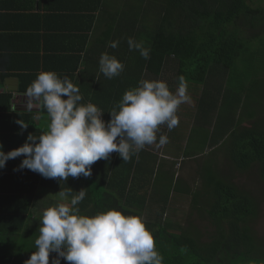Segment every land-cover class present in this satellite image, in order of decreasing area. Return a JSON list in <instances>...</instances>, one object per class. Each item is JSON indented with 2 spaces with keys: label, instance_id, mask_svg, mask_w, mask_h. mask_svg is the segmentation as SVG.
<instances>
[{
  "label": "trees",
  "instance_id": "trees-1",
  "mask_svg": "<svg viewBox=\"0 0 264 264\" xmlns=\"http://www.w3.org/2000/svg\"><path fill=\"white\" fill-rule=\"evenodd\" d=\"M85 1L86 7L76 9L79 11L72 19L78 23L75 29L86 31L81 40L87 45L98 41L93 51L99 61L107 52L125 66L117 77L108 79L101 72L98 79L83 86L87 87L85 97L105 112L103 119H111V108L127 90L138 87L142 79L166 81L162 75L172 70L176 84L183 75L187 87H197L201 92L188 95L195 98L193 109L201 116L198 127L204 131L202 134L194 128L187 140L192 145L184 153L172 151L179 153V157L190 158L210 149L214 156L206 155L207 162L197 172L203 185L194 188L181 177L171 179L180 165L179 157L169 167H153L157 176L151 182L145 177V162L152 163V153L142 151L144 160L133 156L124 162L113 152L108 160L101 159L92 165L91 177H69L62 182L41 177L42 203H58L55 194L62 188L70 187L73 192L85 189L87 195L78 205L80 214L95 215L116 209L141 217L153 233L163 264H264V235L257 233L254 226L260 216V199L251 187L252 181L264 183V93H253L264 87V79L258 77L264 78V7H255L250 0H113L109 6H103V0ZM98 26V35L93 36L91 32ZM130 37L143 42L150 50V59L129 50ZM252 39L263 44L255 46ZM109 41H119L118 47H109ZM36 54L44 57L40 52ZM50 57L51 53L45 56ZM32 62L36 64L35 59ZM242 65V75L249 77L257 72V77L247 85V93H228L217 80L226 77L228 84ZM40 67L28 65L32 73L22 80L23 92L36 79L38 73L34 72ZM67 78L81 90L71 76ZM95 88L97 91L93 92ZM249 94L253 99L261 95L262 101H250ZM10 95L2 97L9 101ZM185 115L191 118L194 114ZM10 116L15 122L32 123L28 118ZM180 122L182 126L190 124L187 120ZM163 127L159 128L158 137L163 131L172 134V130ZM146 147L156 149L154 145ZM219 153L225 157L220 158ZM235 171L246 174L247 180L237 181ZM137 174H141V181ZM163 174L167 177L163 178ZM160 178L166 181H159ZM35 188L37 183L27 194V204L33 203ZM182 196L192 200V206L197 207L208 225L202 227V223L191 221L187 226L174 225L169 218L163 219L171 202ZM154 207H159L158 217L145 219V211ZM57 255L50 253V264ZM62 263L68 264L64 259Z\"/></svg>",
  "mask_w": 264,
  "mask_h": 264
},
{
  "label": "clouds",
  "instance_id": "clouds-1",
  "mask_svg": "<svg viewBox=\"0 0 264 264\" xmlns=\"http://www.w3.org/2000/svg\"><path fill=\"white\" fill-rule=\"evenodd\" d=\"M127 42L129 50L150 59V50L142 41L130 37ZM118 45L119 41L108 44L111 48ZM99 65L108 79L119 76L125 67L107 52L101 55ZM24 97L28 110L46 111L48 130L39 136L30 133L22 146L7 153L0 144V169L10 159L24 156L18 170L28 169L60 182L81 175L91 177L92 165L108 160L113 152L126 162L138 158L143 149H151L146 146H165L167 135L157 136L160 126L169 130L178 127V109L191 101L183 75L178 77L174 92L165 81L142 79L138 87L123 94L108 112L111 119L105 121V112L98 106L82 102L78 85L54 71L39 72ZM17 124L22 131L29 126L21 120ZM86 195L85 189L73 192L70 187L55 194L59 202L43 210L36 250L25 264H50L53 252L58 255L52 264H61V259L68 264H163L153 233L141 217L116 209L80 214L78 205Z\"/></svg>",
  "mask_w": 264,
  "mask_h": 264
},
{
  "label": "crops",
  "instance_id": "crops-1",
  "mask_svg": "<svg viewBox=\"0 0 264 264\" xmlns=\"http://www.w3.org/2000/svg\"><path fill=\"white\" fill-rule=\"evenodd\" d=\"M85 2V0H0V144L3 145L5 153L22 146L30 133L39 136L48 130L50 120L46 111L28 110L26 106L27 98L24 97L25 92L21 86L24 76L32 73L28 65H41L35 74L45 70L71 76L81 87L82 102L86 103V100L92 102L85 97L87 87L83 86L101 75L99 56L93 51L98 41H90L88 45L87 42L83 43L81 35L86 31L75 29L78 23L72 20L79 11L76 9L86 7ZM111 2L113 0H103V6H109ZM99 28V26L94 28L91 32L93 36L98 35ZM39 52L44 57L37 56L36 53ZM48 53H51L52 57L45 58ZM33 59L36 64H33ZM48 67L50 68L47 69ZM30 80H33V77ZM104 84L107 85V82ZM96 91L97 88L93 90ZM6 93L11 94L9 101L2 97ZM10 115L28 118L32 123L22 131L21 126L13 121L14 118ZM193 122V125L196 124L195 119ZM192 126L186 127V144L187 134ZM142 151L145 154L148 150ZM149 152L151 153V149ZM24 158L21 156L10 159L5 168L0 169V264H19L17 262L19 259L30 258L36 250L35 239L39 235V219L43 210L52 206L42 203L43 192L39 184L43 176L28 169L18 170ZM36 183L37 195L29 205L25 200Z\"/></svg>",
  "mask_w": 264,
  "mask_h": 264
},
{
  "label": "rangeland",
  "instance_id": "rangeland-1",
  "mask_svg": "<svg viewBox=\"0 0 264 264\" xmlns=\"http://www.w3.org/2000/svg\"><path fill=\"white\" fill-rule=\"evenodd\" d=\"M250 1L253 2V3L251 2L250 3L254 5L255 7H258V6L264 7V0H250ZM252 43H254L255 46L263 44L260 40H257V39H252ZM242 69H244L243 65L241 67L240 66L238 67L239 73L238 74L235 73V76H233V78L230 80L228 84L226 83L227 80L225 81L226 77L223 80L221 79L217 80L219 83L220 82L222 83L223 88L225 86V89H227L228 93H247L248 91V89H246L247 85L252 82L253 77H257V72L250 75L249 77H247L246 75H242L243 73ZM162 76L165 77L164 78L166 80L165 82H167L170 90L174 92L177 87V84L175 81V76H174L173 71L169 70ZM258 77H261V79H264L262 75ZM187 92L188 93H201L197 87H194V88L187 87ZM222 93H224V91ZM253 93H264V87L259 89L258 92H253ZM249 95H250L249 96L250 101L252 100L253 102L262 101L261 95L258 97V99H255V98L253 99L252 95L251 94ZM195 103H196L195 98L192 96L190 103H185V104L180 105L178 109V113H177L180 121L187 120L190 122V124L188 123L189 127L193 125L194 123L193 119L196 120V125H193L188 131L187 136L189 137H190V133L194 130V128L197 131H201L202 134L204 132L200 127H198V122L201 116L199 115V113L195 112L196 110L193 109V107L195 106ZM219 109H220V106L218 107V110ZM185 114L187 115L194 114V115L191 116V118H189ZM163 126H160V128H162ZM186 127H187L186 125L182 126L180 122L178 127L172 129V134L170 132L163 131V135H167L169 142L161 148H156V149L151 148L152 150L151 153L153 157L151 159L152 163L149 165L148 163L144 161L145 170H146L145 177L147 178V180L152 182L155 180L157 176L156 173L152 172L153 167H156L158 169H160L161 165L163 168H165L164 165L169 167L171 163H174L175 158L179 157V153H175L176 151L180 150L181 153H184L183 151H185L187 147L192 145L190 143L186 144L185 142ZM163 128L168 129L167 127H163ZM175 144H178V146H175ZM172 149H175L176 151L173 152ZM206 150L208 151V153L205 151L202 154H197L196 156H193L190 158H184L185 156L180 155L179 159L177 160V162H179L180 165H177V170L175 171V173L173 172L174 174L172 173L171 179H174L175 176H176L175 179H178L179 177H181L182 181L186 182V184L190 185L191 187H194V188H197L198 186L202 187L203 180H202L200 173H197V172L200 170V165H203L205 162H207L208 159L206 158V155H212L211 153H213L214 151L210 149H206ZM219 156L221 158L223 154L219 153ZM139 157H143V160H144V155L142 151L139 153L138 158ZM136 173L137 172L135 171L134 174L132 175V178H134ZM234 174H236L237 176L236 180L239 182H244L247 180V175L244 173H241L240 171H235ZM162 177L166 178L167 174L166 175L163 174ZM136 178L137 180L141 181L142 180L141 174H137ZM163 178H160L159 181H166ZM251 187L254 188L253 190L256 196L260 199V216L255 221L254 226H255V229L257 230V233L264 235V183L263 182L256 183L252 181ZM192 205H193L192 200H187L184 196H182V198L180 197L176 198L174 201L171 202V205L167 209L166 213H164L163 219L169 218L170 221L174 225L179 224V225L187 226L190 223V221L197 222L200 224L202 223L203 224L202 227H204V225H208V224H204V223H207V220L202 217L197 207H193ZM158 212H159V207H154L150 210H146L144 213V218L154 220L156 217H158ZM26 260L27 259H23V260L19 259L17 262L19 264H25Z\"/></svg>",
  "mask_w": 264,
  "mask_h": 264
},
{
  "label": "built area",
  "instance_id": "built-area-1",
  "mask_svg": "<svg viewBox=\"0 0 264 264\" xmlns=\"http://www.w3.org/2000/svg\"><path fill=\"white\" fill-rule=\"evenodd\" d=\"M0 88H1V86H0Z\"/></svg>",
  "mask_w": 264,
  "mask_h": 264
}]
</instances>
